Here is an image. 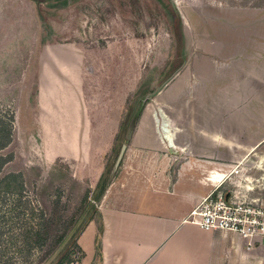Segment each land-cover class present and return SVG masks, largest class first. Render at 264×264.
<instances>
[{
    "label": "crops",
    "instance_id": "crops-1",
    "mask_svg": "<svg viewBox=\"0 0 264 264\" xmlns=\"http://www.w3.org/2000/svg\"><path fill=\"white\" fill-rule=\"evenodd\" d=\"M229 11L234 24L188 32L182 65L152 96L144 80L132 85L125 42L61 43L47 28L16 111L17 123L37 131L44 166L67 163L75 181L96 189L132 100L148 101L122 144L123 172L145 180L108 186L102 220L77 237L73 264H262L238 235L188 221L212 190V171L264 159V7Z\"/></svg>",
    "mask_w": 264,
    "mask_h": 264
},
{
    "label": "rangeland",
    "instance_id": "rangeland-1",
    "mask_svg": "<svg viewBox=\"0 0 264 264\" xmlns=\"http://www.w3.org/2000/svg\"><path fill=\"white\" fill-rule=\"evenodd\" d=\"M67 1L0 0V118H15L13 142L0 153L12 155L13 160L0 179L19 172L25 179L23 194L0 190V264H67L69 259L78 260L82 255L77 237L96 217L102 201L97 198L103 188L113 181L122 189L130 181L145 180L127 178L123 172L125 150L122 154L148 102L143 98L131 102L125 131L110 155L101 188L90 190L85 180L75 181L67 163L44 166L40 162L37 131L21 126L20 120L17 123L16 111L20 98L23 94L26 98L32 86L46 44V26L61 43L84 41L87 47L96 48L112 41L125 42L132 85L144 80V91L152 96L182 65L188 32L196 33L210 24H234L237 19L229 10L264 7V0ZM55 4L57 7H52ZM257 250L264 264V246Z\"/></svg>",
    "mask_w": 264,
    "mask_h": 264
},
{
    "label": "built area",
    "instance_id": "built-area-1",
    "mask_svg": "<svg viewBox=\"0 0 264 264\" xmlns=\"http://www.w3.org/2000/svg\"><path fill=\"white\" fill-rule=\"evenodd\" d=\"M224 165V164H223ZM212 171V190L188 216L205 231L238 235L247 251L264 246V159H244Z\"/></svg>",
    "mask_w": 264,
    "mask_h": 264
},
{
    "label": "trees",
    "instance_id": "trees-1",
    "mask_svg": "<svg viewBox=\"0 0 264 264\" xmlns=\"http://www.w3.org/2000/svg\"><path fill=\"white\" fill-rule=\"evenodd\" d=\"M31 1L39 3L41 0H31ZM67 2H68L67 0H64V3H67ZM61 5H65V4H61ZM52 7L56 8L57 6L55 4ZM46 27L48 28V26H46ZM14 119H15L14 116H10L8 120L0 118V153L3 152L4 150H6L13 142ZM125 128H126V126L124 123L122 125L121 132H124ZM12 160H13L12 155L3 156L2 154H0V174L3 172L5 166L8 165L10 162H12ZM103 178H104V176L102 177V179H101V181L98 184L96 189L99 188V185L101 184ZM24 185H25L24 175L20 172L8 174L4 178L0 179V190L4 193L5 192L6 193H15L18 195L23 194L24 187H25ZM100 188H101V185H100ZM107 188L108 187H106L105 189L103 188L102 193L97 198L98 201L102 200V198L104 197V195L106 193ZM86 198H87V196H86ZM92 209L95 210V206L92 205ZM96 217H98V219L100 221L102 220L101 215H100L98 210H96ZM102 231H103V225L100 226V231H99L98 237L96 239V249H97L98 253L100 250V237H101ZM76 246L78 247L77 242H76ZM81 257L78 260L69 259L67 264L76 263V262L80 261Z\"/></svg>",
    "mask_w": 264,
    "mask_h": 264
},
{
    "label": "water",
    "instance_id": "water-1",
    "mask_svg": "<svg viewBox=\"0 0 264 264\" xmlns=\"http://www.w3.org/2000/svg\"><path fill=\"white\" fill-rule=\"evenodd\" d=\"M124 150H125V146H123L122 154H123V151H124ZM122 154H121V155H122Z\"/></svg>",
    "mask_w": 264,
    "mask_h": 264
}]
</instances>
